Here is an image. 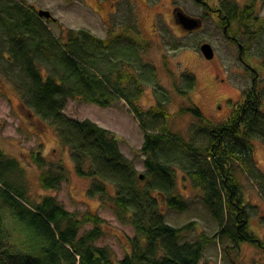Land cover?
Instances as JSON below:
<instances>
[{"label":"trees","instance_id":"1","mask_svg":"<svg viewBox=\"0 0 264 264\" xmlns=\"http://www.w3.org/2000/svg\"><path fill=\"white\" fill-rule=\"evenodd\" d=\"M249 8L245 10L251 14ZM38 11L28 0H0V64L8 63L10 78L25 87H17L25 95V106L55 126L70 147L78 173L94 180L88 193L102 201L108 196L118 219L131 224L137 235L130 239L131 252L116 260L111 249L95 244L104 234L103 219L92 212L68 211L54 195L33 202L12 182V176L23 171L19 161L0 148V264H200L215 238L231 241L236 250L242 242L264 248V241L249 228L253 206L246 202L236 172L241 168L264 199V170L253 147L255 138L264 142V93L247 91L228 120L214 126L189 102L180 109L196 120L188 142L165 122V102L148 110L141 105L144 84L157 82L158 76L143 57L149 42L138 38V27L109 38L87 29H67L56 36L48 27L51 20ZM231 17H240L238 8ZM183 81L184 89H175L189 98L196 78L184 73ZM69 99L103 108L120 100L129 105L144 132L143 178L123 155L115 134L91 119L66 113ZM174 163L184 167L192 186L201 190L202 204L220 226L214 236L183 240L193 223L176 227L167 222L163 205L181 212L189 206L184 196L175 194ZM36 164L43 167L44 158L38 155ZM58 172H41L45 189L55 191L65 180L62 165ZM87 223L94 227L80 235Z\"/></svg>","mask_w":264,"mask_h":264},{"label":"rangeland","instance_id":"2","mask_svg":"<svg viewBox=\"0 0 264 264\" xmlns=\"http://www.w3.org/2000/svg\"><path fill=\"white\" fill-rule=\"evenodd\" d=\"M226 1L28 0L38 10H49L53 14L55 19H50L48 27L56 36H63V30L67 29H87L98 37L109 38L127 29L137 31L138 27V38L149 42L143 57L154 65L158 76L157 82L144 84L141 105L148 110L158 102H165L169 114L165 122L188 142L195 135L196 120L189 113L182 114L180 109L187 107L189 102L198 106L207 123L214 126L228 120L243 104L247 91L255 88L264 93V0H229L232 9H243L248 5L252 11L249 14L238 10V15H241L235 19L236 23H232V38L225 33L226 22L217 11ZM173 5L184 9L190 17H200L204 21L203 27L187 32L174 21ZM255 18H258L257 22ZM237 40L248 53L246 60L255 68L254 73L246 70L240 57L244 53L239 50ZM205 43L215 51L212 60L201 51ZM46 72H50L47 67ZM184 73L194 75L197 81L196 87L189 91V98L175 89L176 85L184 89ZM10 74L8 63L0 64V148L9 157L16 158L23 170L12 176V182L25 189L35 203L41 202L46 195H54L68 211L79 215L97 214L104 220V234L95 244L111 249L116 260L122 259L132 250L130 239L137 235L135 229L118 219L108 196L102 201L99 196L88 193L94 180L78 173L70 147L63 144L53 124L25 106V95L18 90L25 87L14 76L10 78ZM65 111L71 117L91 119L110 130L118 138L123 155L136 170L140 174L147 171V156L141 151L144 132L139 118L124 100L103 108L94 103L69 99ZM253 147L254 157L264 170V142L255 138ZM38 155L45 161L41 168L36 164ZM61 165L65 180L55 191L45 189L40 181L41 172L59 173ZM173 166L176 168L175 194L184 196L189 206L181 212L163 205L167 222L176 227L193 223L191 229L184 231L183 240H196L199 234L214 236L220 226L202 204L201 190L192 186L184 167L182 169L175 163ZM236 172L244 185L246 202L253 206L249 211V228L264 241V199L241 168ZM93 227V223L85 224L80 235ZM233 245L227 239L215 238L207 245L200 264H264V248L242 242L240 249L236 250Z\"/></svg>","mask_w":264,"mask_h":264},{"label":"flooded vegetation","instance_id":"3","mask_svg":"<svg viewBox=\"0 0 264 264\" xmlns=\"http://www.w3.org/2000/svg\"><path fill=\"white\" fill-rule=\"evenodd\" d=\"M198 1H200V0H198ZM232 2L231 1H229V0H227L226 2H225V5L224 6H219L218 7V9H217V11H218V14H219V16H220V18L224 21V22H226V26H225V33H227L228 34V36L230 37V38H232V33H231V31H232V26H233V24L232 23H236V18H233L232 19ZM249 8L248 7V5H246L245 6V8ZM245 8H243V9H238V10H242L241 12H246V10H245ZM182 10V12H184L186 15H188L185 11H184V9H182L181 7H179V6H177V5H173L172 6V16H173V19H174V21L178 24V22H177V14L180 12ZM224 13V15H222ZM251 13H252V11H251ZM245 14V13H244ZM241 15V14H240ZM189 16V15H188ZM228 16H230V18H227ZM192 17V16H191ZM225 17V18H224ZM193 18H197V19H199L201 22H202V24H201V26L199 27V28H202L203 27V24H204V21L200 18V17H196V15L195 16H193ZM245 20H248L247 18H245ZM257 20H258V18H255V22H257ZM248 22H250V23H252L253 21H251V20H248ZM179 26H181L180 24H178ZM182 28H183V26H181ZM198 28V29H199ZM184 29V28H183ZM186 30V29H185ZM197 29H195V30H192V31H196ZM229 30V31H228ZM187 32L189 31V30H186ZM236 43H238V45H239V50L242 52V53H244L243 55L241 54L240 55V57H241V59H242V61H243V63L246 65V70L247 71H249V72H255V68H253L251 65H249L248 64V61L246 60V58H248L249 56H248V53L247 52H245V50H244V46L237 40V42ZM214 58H215V56H214ZM212 60V59H211ZM256 75V74H255ZM254 80H256V78L254 79ZM254 87H256V86H254ZM251 90H249V92H250Z\"/></svg>","mask_w":264,"mask_h":264},{"label":"water","instance_id":"4","mask_svg":"<svg viewBox=\"0 0 264 264\" xmlns=\"http://www.w3.org/2000/svg\"><path fill=\"white\" fill-rule=\"evenodd\" d=\"M38 15L40 17H45L51 20L55 19L53 17V14L49 10L41 9L38 11ZM177 22L178 24L183 26L184 29L189 31L198 29L202 24V22L199 19L197 18L195 19L193 17L186 15L184 12H182V10L177 14ZM201 51L207 59L211 60L214 58L215 51L210 44L208 43L203 44L201 46ZM141 178H143V174L141 175Z\"/></svg>","mask_w":264,"mask_h":264}]
</instances>
